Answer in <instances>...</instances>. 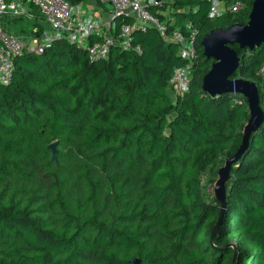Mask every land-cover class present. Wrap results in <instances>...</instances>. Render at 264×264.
<instances>
[{"label":"trees","instance_id":"obj_1","mask_svg":"<svg viewBox=\"0 0 264 264\" xmlns=\"http://www.w3.org/2000/svg\"><path fill=\"white\" fill-rule=\"evenodd\" d=\"M242 1L215 16L209 0L149 6L160 17L167 8L184 31L198 28L190 84L176 96L169 77L184 60L150 26L134 31L139 51L114 45L91 60L55 37L14 58L0 83V264H264V121L231 168L212 238L220 203L202 186L212 163L235 151L249 114L242 94L203 91L212 59L201 39L245 23L252 0ZM130 20L116 17L112 32ZM232 46L235 76L256 81L264 109V45ZM54 139L58 162L46 147Z\"/></svg>","mask_w":264,"mask_h":264},{"label":"built area","instance_id":"obj_2","mask_svg":"<svg viewBox=\"0 0 264 264\" xmlns=\"http://www.w3.org/2000/svg\"><path fill=\"white\" fill-rule=\"evenodd\" d=\"M171 0H99L96 5L108 2L111 7L96 14L85 0H0V17L7 21L20 17L31 23L29 28L12 30L7 21H0V83L10 80L14 70V58L24 51L42 52L55 37H65L83 46L89 59L106 57L114 45L121 49L140 50L134 41V31L154 27L161 36L178 45V53L184 60L173 68L169 77V89L173 96L182 94L190 84L191 68L197 49L198 28L187 23V31L174 25L168 10H150V5H160ZM209 16L225 11L236 12L243 7L242 0H209ZM35 9L39 12L36 13ZM130 16L114 34V20L118 16ZM102 35L92 39V35ZM259 71L264 75V60Z\"/></svg>","mask_w":264,"mask_h":264},{"label":"water","instance_id":"obj_3","mask_svg":"<svg viewBox=\"0 0 264 264\" xmlns=\"http://www.w3.org/2000/svg\"><path fill=\"white\" fill-rule=\"evenodd\" d=\"M232 44L241 48L255 49L264 45V0H252L245 23L233 22L226 26L210 29L201 39L202 54L211 58L209 69L201 79L203 91L212 97L221 93H240L245 96L248 106V118L241 129V141L235 151L228 155L217 168V176L213 183L212 193L220 203L218 217L213 225L211 238L216 232L225 207L226 182L233 165H238L249 146L252 133L256 132L264 121V109L259 102L258 86L255 80L235 76L239 69L240 56ZM58 139L51 140L46 147L51 152V159L58 162ZM133 264H140V258L130 259Z\"/></svg>","mask_w":264,"mask_h":264},{"label":"rangeland","instance_id":"obj_4","mask_svg":"<svg viewBox=\"0 0 264 264\" xmlns=\"http://www.w3.org/2000/svg\"><path fill=\"white\" fill-rule=\"evenodd\" d=\"M86 2H88L89 7L91 8V10H93L96 14H104L103 10H107L108 8L111 7V5L108 2H103L99 5H96L97 2L99 0H85ZM31 26V23L23 18H16V19H11L9 21V27L12 30H17L21 27H25V28H29ZM220 161L218 160L215 163H212V165L210 166V171L203 176L202 179V186L204 189V192L206 193V195L208 196L209 199L212 198V188H213V183L216 179V169L218 168V166L220 165Z\"/></svg>","mask_w":264,"mask_h":264},{"label":"crops","instance_id":"obj_5","mask_svg":"<svg viewBox=\"0 0 264 264\" xmlns=\"http://www.w3.org/2000/svg\"><path fill=\"white\" fill-rule=\"evenodd\" d=\"M0 21H2V22H5V21H7V19L6 18H4L3 16L2 17H0ZM10 21V20H9ZM9 21H7L8 22V24H9ZM22 28H25V27H22Z\"/></svg>","mask_w":264,"mask_h":264},{"label":"bare ground","instance_id":"obj_6","mask_svg":"<svg viewBox=\"0 0 264 264\" xmlns=\"http://www.w3.org/2000/svg\"><path fill=\"white\" fill-rule=\"evenodd\" d=\"M42 53V52H41Z\"/></svg>","mask_w":264,"mask_h":264}]
</instances>
